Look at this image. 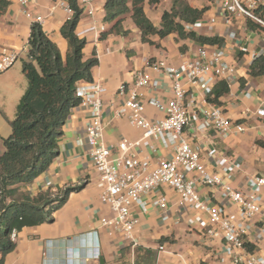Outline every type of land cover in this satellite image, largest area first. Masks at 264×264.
I'll return each mask as SVG.
<instances>
[{"label":"crops","instance_id":"crops-1","mask_svg":"<svg viewBox=\"0 0 264 264\" xmlns=\"http://www.w3.org/2000/svg\"><path fill=\"white\" fill-rule=\"evenodd\" d=\"M76 1L81 8L80 0ZM182 1L192 8H208L200 20L204 26L193 32L223 39L220 47L225 53L224 60L234 67L235 72L229 83L215 80L212 90L218 82L227 85L228 93L219 97L217 106L231 121L245 126L243 133L232 131L226 137L210 129L202 132L186 129L184 137L192 148L199 150L207 170L219 171L216 165L219 157L230 160L238 169L231 185L243 190L246 178L264 171V120L253 114L257 99L264 96V76L252 78L248 74L253 59L262 54L264 32L250 30L246 25L247 19L242 16L222 15L215 0ZM172 3L173 0H159L157 4L150 5L146 0L144 13L155 27H159L161 15L170 11ZM65 5H68V0H25L24 5L20 4V0H0V52L8 49L18 54L13 66L0 74V155L3 152L1 139L10 135V122L27 87L21 68L27 56L32 23L23 13L28 11L34 16H41L44 19L42 30L64 54L67 42L62 38L60 29L70 19L64 11ZM127 5L130 7L129 0ZM91 7L92 15L82 10L75 34L85 40L83 60L95 58L97 61L91 69V82L105 87L102 95V142L107 147H113L121 139L140 140L143 135L141 130L131 126L126 119L115 117V111L123 103V98L118 95L119 86H130L136 70L148 71L158 81V86L142 90L144 116L149 120L161 119L163 114L147 102L151 98L163 102L169 100L172 97V80L147 65L163 61L177 66L183 60L193 58L197 49L207 44L181 39L176 33L164 38L149 36L153 42L149 44L141 40L140 31L130 15L116 27L115 22L104 21V0H94ZM90 27L94 30L86 31ZM112 27L114 33L101 37ZM228 32H235L237 38H230ZM85 84L80 82L77 87ZM182 85L186 89L184 106L190 112H200L208 105V99L214 97L213 94L205 96L197 85L188 84L185 80H182ZM248 109L250 111L245 113ZM90 116L91 112L83 107L72 109L62 128L57 156L51 165L31 184L20 186L21 191H27L32 196L47 192L52 199L60 198L69 188L72 191L65 203L52 212L51 221L24 227L16 233L15 248L5 256L4 264H218L220 261L229 264L220 236L209 237L205 229L189 227L187 219L195 213H189V217L178 214V196L167 186L157 187L142 197L145 211L139 206L132 207L131 213L138 219V224L131 239H126L119 230L101 225L100 219L111 217V213L99 201L102 182L92 165L85 140V127ZM133 153L141 160L156 162L158 159H170L174 146L164 147L153 138L143 139ZM197 188L203 198L214 203L222 199L218 190L200 184ZM158 197H165L167 201V221L162 220L161 210L151 204ZM262 205L264 210V193ZM227 211L235 213L233 208ZM159 246L164 249L160 251Z\"/></svg>","mask_w":264,"mask_h":264},{"label":"built area","instance_id":"built-area-1","mask_svg":"<svg viewBox=\"0 0 264 264\" xmlns=\"http://www.w3.org/2000/svg\"><path fill=\"white\" fill-rule=\"evenodd\" d=\"M94 0H80L81 9L92 15ZM222 15H239L257 25L264 32V0H215ZM24 5L25 0H20ZM64 11L72 15L69 4ZM24 16L32 24H42L41 16H34L24 11ZM227 19V17H225ZM199 20L187 25V31L202 28ZM94 30L90 27L86 31ZM85 31V32H86ZM227 35L236 39L235 32ZM261 53L264 54V48ZM15 51L3 49L0 52V74L10 69L16 62ZM224 50L218 45H202L193 58L183 60L177 66H170L163 61L149 63V69L165 74L172 80V97L163 102L151 98L147 104L163 114L161 119L149 120L144 116L142 90L157 88L158 81L146 70H136L130 86L120 85L118 95L123 98L122 105L115 111V117L124 118L136 129L142 131L140 140L121 139L113 147L102 142L103 135V101L105 87L98 82H88L77 87L76 95L80 98L77 107L91 112L90 120L85 127V140L90 150L93 167L99 174L102 189L99 201L105 205L111 217H102V226L121 231L126 239H131L138 219L131 213L133 206L146 210L142 197L160 186L170 187L178 196L177 211L180 215H195L187 219L189 227L205 229L209 237L220 236L229 264H264V210L262 194L264 193V171L261 174L246 178L243 190L235 189L231 181L238 169L233 167L225 157L216 159L219 171L207 170L198 149L192 148L184 137L186 129L196 132L213 130L221 137L232 131L243 133L242 123L231 121L225 112L215 104L208 103L200 112L188 111L184 106L186 89L182 80L197 85L205 96L210 97L215 80L229 83L235 69L225 62ZM250 110H246L245 113ZM253 114L264 120V96L257 99ZM153 138L164 147L174 146L170 159H158L156 162L141 160L133 152L140 146L141 140ZM222 174H221V173ZM193 174V177L190 175ZM225 175V176H223ZM218 190L221 196L219 203L203 198L197 185ZM211 199V198H210ZM152 206L163 213L162 220L167 221L168 210L165 197L155 198ZM233 208L235 213L227 210ZM186 216V217H187ZM206 216V217H204ZM16 232L11 234L15 241ZM253 246V247H252ZM253 248V249H251ZM162 251L163 246L158 248ZM218 264H224L220 261Z\"/></svg>","mask_w":264,"mask_h":264},{"label":"trees","instance_id":"trees-1","mask_svg":"<svg viewBox=\"0 0 264 264\" xmlns=\"http://www.w3.org/2000/svg\"><path fill=\"white\" fill-rule=\"evenodd\" d=\"M104 0V21L115 22L118 27L130 15L140 31L143 42L153 44L149 36L164 38L176 33L181 39H190L207 45L221 46L223 39L197 35L187 31L186 26L202 19L207 7L196 9L182 0H173L170 11L161 15L159 27H155L144 13L146 0ZM212 1V0H208ZM155 5L159 0H147ZM73 13L61 27L60 34L67 42V49L61 53L51 42L40 24H32L27 43L26 60L22 62L27 87L16 107L14 119L10 122L11 133L1 139L3 152L0 155V264L15 248L11 240L24 227L38 226L52 220V212L66 201L72 189H67L60 198L52 199L47 192L35 196L21 191L20 186L31 184L43 173L57 156L58 140L62 128L72 109L80 103L76 95L80 82H91V69L95 58L83 60L85 40L75 34L82 15L76 0H68ZM250 30L260 28L246 20ZM110 28L102 34L114 33ZM124 32L123 34H125ZM248 74L252 78L264 76V55L256 56L251 62ZM209 103L218 105L219 97L228 93L227 85L218 82L211 92Z\"/></svg>","mask_w":264,"mask_h":264},{"label":"rangeland","instance_id":"rangeland-1","mask_svg":"<svg viewBox=\"0 0 264 264\" xmlns=\"http://www.w3.org/2000/svg\"><path fill=\"white\" fill-rule=\"evenodd\" d=\"M262 38H264V33H262Z\"/></svg>","mask_w":264,"mask_h":264}]
</instances>
